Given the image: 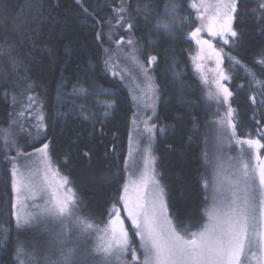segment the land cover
Returning <instances> with one entry per match:
<instances>
[{
  "label": "trees",
  "instance_id": "16d2710c",
  "mask_svg": "<svg viewBox=\"0 0 264 264\" xmlns=\"http://www.w3.org/2000/svg\"><path fill=\"white\" fill-rule=\"evenodd\" d=\"M147 2L153 7L145 13ZM168 2L0 0V45H14L11 57L0 56V130L8 129L24 153L48 143L50 159L67 177L79 213L97 226L108 221L124 179L133 103L126 83L113 75L118 72L113 59L109 68L105 59L113 57L118 40L126 37L136 42L141 56H157L152 64L159 94L156 119L166 132L156 138L155 154L170 214L192 231L203 223L201 153L208 115L188 63L193 44L189 40L186 46L175 30L154 28ZM237 6L238 36L230 38L227 51L252 71L255 86L235 67L229 83L231 106L236 130L247 137L255 134L264 145V20L248 12L249 1L240 0ZM173 63L183 75L171 74ZM99 99L114 105L107 118L95 101ZM41 115L44 127L37 140ZM12 200L11 154L0 136V264H20Z\"/></svg>",
  "mask_w": 264,
  "mask_h": 264
},
{
  "label": "snow or ice",
  "instance_id": "6c2138e0",
  "mask_svg": "<svg viewBox=\"0 0 264 264\" xmlns=\"http://www.w3.org/2000/svg\"><path fill=\"white\" fill-rule=\"evenodd\" d=\"M79 2V0H77ZM238 0H200L199 9H203L198 15L201 20L200 27L186 34L191 37L198 46V51L192 57V62L197 71L201 72V79L206 82L203 75V65L197 61L206 58H215L219 80L217 81L216 92L209 93V99H214L217 103L228 104L233 92L220 81L230 79L223 71H220L222 63L223 49L217 50L212 41L203 39L200 36L205 31L209 36L219 37L224 44H228L230 38L238 36L233 28L235 13L237 12ZM153 4L147 2L143 5L142 11L147 13ZM196 8V4L191 5ZM261 7H264L262 5ZM199 9L197 11L199 12ZM141 10L138 6V11ZM180 5L169 0L165 4L161 18L157 19L154 28L165 32L171 31L176 22L181 20ZM124 12L123 6L120 9ZM87 12V9H85ZM121 19H124L122 16ZM129 21L133 19L128 17ZM110 23V22H109ZM129 30L133 29L134 24L128 22ZM111 40V34H109ZM234 42V41H233ZM119 43V42H118ZM135 41L129 38L126 42L131 47L128 53V61L135 66L136 70L144 78V93L151 94L152 103L145 107H151L155 115V99L157 97V87L154 77L150 74V67H146L141 61L139 50L135 47ZM14 45H0V56L11 57ZM108 50L105 49V52ZM111 57L105 59V67H110ZM234 60V57H229ZM157 60V56L152 55L148 58L149 66ZM239 64V61H235ZM118 73L113 72V75ZM32 85H29L31 88ZM32 97H29L31 100ZM135 99V97H134ZM113 103L105 104L106 111L104 117L109 116ZM23 115V113H21ZM38 131L36 139H39V129L44 127V117L38 118ZM144 123V132L148 133V145L143 149L144 164L139 173H129L122 185V194L119 201L123 203L124 212L128 220L131 221L135 229V236L139 239V248L142 250V259L137 256L136 251H132L131 259L139 264H250L251 259H256L257 264L264 261V166H260L258 172L252 169L247 162V152L243 145L248 146V150H258L261 145L259 140L241 141L236 139L237 123L234 119V110L229 107L226 117L221 119L218 124L215 155L208 157L205 155V164L211 167L209 179H203L204 190L211 191V202L206 204L203 216L206 218L202 225L195 231L186 227L180 218L173 212L170 214V203L165 185L161 183L159 173L156 170V158L152 154L153 130L156 125L148 126ZM229 130H231L229 134ZM166 129L160 128L159 133L165 134ZM131 144V134L129 137ZM240 146V154L235 158H228L225 162L221 153L225 145L231 146L232 142ZM49 144L43 143L42 147L35 148L32 153H17V156L24 155L29 161L33 155L37 156L34 162L35 171L29 167V186L42 194L49 195L54 201L52 209L60 213L73 215L70 204L72 197L61 190L68 183L67 177L59 181L56 179L58 173L51 169L49 157ZM88 155L87 152L84 153ZM132 156L131 148L129 157ZM257 159L259 157L257 156ZM43 167V176L41 173ZM125 170H128V162L125 160ZM119 171V170H118ZM12 172L15 177L17 173L16 164H12ZM17 182L13 180V190L15 191ZM48 201V202H51ZM113 218L108 223L109 228L105 229L107 237L105 245L97 248V252H102L106 258V264H122L127 256L130 246L129 232L120 218L119 211L113 206L110 210ZM77 222L82 229L88 231L91 225L82 223L79 218ZM30 221L25 218L23 223ZM259 250L261 255H257ZM67 253L66 259H69Z\"/></svg>",
  "mask_w": 264,
  "mask_h": 264
},
{
  "label": "rangeland",
  "instance_id": "374dc122",
  "mask_svg": "<svg viewBox=\"0 0 264 264\" xmlns=\"http://www.w3.org/2000/svg\"><path fill=\"white\" fill-rule=\"evenodd\" d=\"M240 0H238L239 3ZM250 2L251 9L249 13H254L256 18L264 20V0H247ZM180 5V16L181 20L177 21L174 28L180 33L182 38L186 40V46L189 45V40L193 44V49L188 58V63L191 66L193 72H195V77L199 85V92L202 103H204L205 111L208 115L207 126L205 127L207 131L204 132V140L202 145L201 157L204 163L205 175L203 179H209L211 176V167L205 164L204 157H213L216 148L217 140V130L219 128L218 122L221 119L226 117V113L229 107L231 106V97L229 98L228 104L222 102L217 103L214 99H209V93H215L217 90V81L219 80L218 70L215 58H206L201 61H197L203 65V75L206 77V82L201 79V72L197 71L193 62L192 57L196 55L198 51V46L195 44V41L191 37H187L186 34L195 30V28L200 27L201 20L198 18V15L203 12V9H199L200 0H187L185 3L181 0L174 1ZM195 3L196 8H192L191 5ZM238 5V4H237ZM199 9V12L197 11ZM239 13V8L237 6V12L235 15V20ZM233 22V28L234 23ZM235 30V28H234ZM201 38L211 40L214 47L217 50L223 49L222 53V63L219 70L223 71L226 75L230 77L227 81H220L229 88V83L231 81L232 72L235 70V67L240 68L248 76L250 81L253 82L255 86V79L252 75V71L244 66L241 62L239 64L235 63L238 61L230 52L227 51V45L219 38H213L209 36L205 31L200 33ZM129 37H126L123 40H118L116 46V52L113 53L112 67L118 72L117 77L124 81L128 87L130 98L133 103V114L129 123V133L127 140V151L125 155V160L128 162V170H125V160L123 164L124 179L123 183L127 179L129 173H139L143 168L144 164V151L143 149L148 145V133L144 132V123L143 121L148 122V126L152 124L156 125V129L153 130V139H152V154L156 158L155 154V142L156 138L160 136V128H165L160 121L156 119L157 107L159 94L157 91V97L155 99V115H153V110L151 107H145L146 104L152 103L151 94L144 93V78L138 73L135 66L128 61V53L131 52V47L127 46L126 42ZM192 47V45H191ZM140 55V54H139ZM229 57H234V60H230ZM148 58L146 56H141V61L145 64L146 67H150V74L152 73V64L149 66ZM174 64V63H173ZM171 74L174 77H178L183 71L179 69L175 64ZM247 67V68H246ZM115 70V71H116ZM155 80V79H154ZM251 82V83H252ZM156 85V84H155ZM253 86V85H252ZM230 90V89H229ZM258 96V89L256 90L255 97ZM135 97V99H134ZM101 113L104 114L106 111L105 104L109 103L104 100H95ZM99 110V109H98ZM110 111V110H108ZM235 119V117H234ZM231 130H229L230 134ZM131 134V144L130 137ZM0 136L3 139L4 147L8 154H11L12 164H16L17 173L15 177L12 172V188L13 180L17 182L16 190H13V200H12V216L14 219L15 226L17 227V240H18V259L20 264H106V258L102 252H97V248H102L106 242L105 229L109 228L108 223L110 218L114 219V216L110 212L108 221L101 225L97 226L93 223L86 220L78 211L76 207V198L72 187L69 183L65 184L62 188L63 193H67L68 189H71L72 192L69 194L72 197V202L70 204L71 211L73 215L63 214L58 212L51 207L54 204V201H51L49 195L42 194L34 188L29 186V167H32V171H35L34 162H37V156L33 155L32 160L29 161L26 156L20 155L17 156V153H24L21 148H18L14 142L13 135L10 134L8 129H1ZM236 139L241 141L255 140V134L247 137L243 132H238L236 130ZM245 151L247 152V162L252 169H255L258 172L260 166H264V147H260L258 150L253 149L248 150L246 144L243 145ZM131 148L132 156L129 157V150ZM25 152V153H32ZM225 162L228 161V158H235L240 154V146H238L234 141L231 146L225 145L219 153ZM257 156L259 159H257ZM50 157V153H49ZM20 158V159H19ZM19 159V160H18ZM51 160V159H50ZM52 162V161H51ZM157 158H156V170L157 169ZM51 169L54 173H58L56 179L59 181L64 175H62L56 167L51 163ZM159 178L161 171H158ZM41 176H43V167L41 165ZM163 185V179H161ZM123 185V184H122ZM166 187V185H165ZM203 187V181H202ZM204 190V187H203ZM166 191L168 193L167 187ZM206 204L211 202L212 193L211 191H205ZM122 194V186L119 196ZM169 199V194L168 197ZM51 201V202H48ZM170 203V202H169ZM206 204L204 208L206 207ZM115 208L119 211L120 218L124 222L125 228L129 232L130 237V246L127 256L122 261V264H139V261L134 262L131 259L132 251L135 250L138 257L142 259V250L139 248V239L135 236V229L131 225V221L128 220L126 213L124 212L123 203L119 201V198L116 204L112 205L110 209ZM170 207V213H171ZM204 212V209H203ZM203 214V213H202ZM25 218L29 219L28 224H24L23 221ZM76 218H79L82 223L91 225V229L85 231L82 229L81 225L77 222ZM206 218L203 216V222ZM257 255H261L260 251L257 249ZM67 253H70L69 259H66ZM113 264H116L114 261ZM250 264H257L256 259H251ZM264 264V261L261 262Z\"/></svg>",
  "mask_w": 264,
  "mask_h": 264
},
{
  "label": "bare ground",
  "instance_id": "6f19581e",
  "mask_svg": "<svg viewBox=\"0 0 264 264\" xmlns=\"http://www.w3.org/2000/svg\"><path fill=\"white\" fill-rule=\"evenodd\" d=\"M253 87V86H252Z\"/></svg>",
  "mask_w": 264,
  "mask_h": 264
}]
</instances>
